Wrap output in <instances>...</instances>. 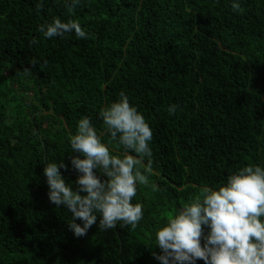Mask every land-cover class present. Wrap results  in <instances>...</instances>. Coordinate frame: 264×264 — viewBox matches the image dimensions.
Wrapping results in <instances>:
<instances>
[{"label":"trees","instance_id":"obj_1","mask_svg":"<svg viewBox=\"0 0 264 264\" xmlns=\"http://www.w3.org/2000/svg\"><path fill=\"white\" fill-rule=\"evenodd\" d=\"M230 3L0 0V264H161L160 222L204 186L264 166V0ZM56 17L89 38H44L38 26ZM121 91L152 128L158 190L138 187L135 229L93 225L76 238L49 201L43 161L62 159L75 181L69 135L88 117L107 140L99 112Z\"/></svg>","mask_w":264,"mask_h":264},{"label":"clouds","instance_id":"obj_2","mask_svg":"<svg viewBox=\"0 0 264 264\" xmlns=\"http://www.w3.org/2000/svg\"><path fill=\"white\" fill-rule=\"evenodd\" d=\"M45 0H37V8ZM72 11L80 0H62ZM239 11L241 0H231ZM46 39L74 33L89 34L76 18H53L38 26ZM176 105L168 109L174 115ZM107 140L88 117L79 119L69 135L71 168L75 181L61 175L68 165L61 159L43 161L47 196L55 208L71 214L67 222L74 237L87 235L97 225L99 231L118 226L135 229L144 219V205L133 203L139 186L158 190L150 182L153 160L150 142L153 131L144 115L130 103L124 91L100 109ZM114 146V147H113ZM77 221H80L79 223ZM152 252L161 264H264V166L251 164L232 171L215 187L204 186L160 222L153 233ZM152 249V245H147Z\"/></svg>","mask_w":264,"mask_h":264}]
</instances>
